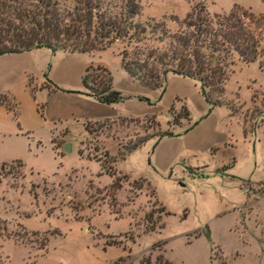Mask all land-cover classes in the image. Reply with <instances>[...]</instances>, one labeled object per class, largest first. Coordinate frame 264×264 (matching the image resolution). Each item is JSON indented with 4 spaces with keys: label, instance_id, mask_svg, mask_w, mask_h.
<instances>
[{
    "label": "rangeland",
    "instance_id": "1",
    "mask_svg": "<svg viewBox=\"0 0 264 264\" xmlns=\"http://www.w3.org/2000/svg\"><path fill=\"white\" fill-rule=\"evenodd\" d=\"M193 1L141 0L137 21L163 20L176 32L172 18L181 22ZM205 2L210 14L235 4L264 13L262 0ZM137 47L115 42L91 54L60 53L53 68L49 62L47 77L71 91L83 89L86 64L105 67L123 97L115 106L120 116L50 122L35 132L39 145H15L21 160L0 165V237L29 245L34 255L5 247L6 264H102L117 252L105 253L102 242L124 248L121 264H264V56L245 64L234 54L210 109L196 80L167 74L159 91L128 81L120 53ZM68 66L79 70L70 80L62 74ZM98 73L89 70L90 85ZM186 108L189 121L181 118ZM111 168L120 173L119 189Z\"/></svg>",
    "mask_w": 264,
    "mask_h": 264
},
{
    "label": "trees",
    "instance_id": "2",
    "mask_svg": "<svg viewBox=\"0 0 264 264\" xmlns=\"http://www.w3.org/2000/svg\"><path fill=\"white\" fill-rule=\"evenodd\" d=\"M205 1H193L181 22L173 17L180 28L171 33L163 20L137 21L141 0H0V55L38 48L93 53L125 41L141 46L132 53L126 49L120 53L122 69L141 86L162 89L168 73L187 77L200 83L201 93L212 109L219 104L213 97L223 92L229 67L234 64L233 55L245 64L264 56V13L255 14L235 4L227 13L210 14ZM150 37L166 46H148ZM91 69L100 72L92 79L97 83L94 86L88 82ZM46 81L60 90L47 77ZM82 85L103 104L118 103L123 98L112 88L111 73L101 65L86 67ZM189 115L186 108L181 118L189 119ZM149 139L134 143L127 153ZM108 174L113 177L111 186L119 189L120 173L111 168ZM158 211L165 212L162 207ZM149 216L148 230L154 231ZM123 261L120 257L112 264Z\"/></svg>",
    "mask_w": 264,
    "mask_h": 264
},
{
    "label": "crops",
    "instance_id": "3",
    "mask_svg": "<svg viewBox=\"0 0 264 264\" xmlns=\"http://www.w3.org/2000/svg\"><path fill=\"white\" fill-rule=\"evenodd\" d=\"M60 53L76 54L62 51L52 52L48 48H38L0 55V97L3 98L0 103V165L4 162L21 160L15 154V145H19L18 142L22 141L25 144L34 142L39 145L35 132L43 128L45 124L48 125L52 122L54 127H59L62 126V121L82 124L89 120L100 121L120 116L115 109L117 103L103 104L94 96L89 95L84 87L81 91L57 90L52 83L46 81L47 74L45 72L48 71L49 62L52 61L53 68V59ZM87 66L88 64L80 73L81 83ZM78 72L79 70L72 66L62 70V74L67 80H70L69 78ZM168 75L175 74L168 73ZM53 80L57 82L56 79ZM127 80L136 82L128 74ZM63 86H66V83ZM112 88L114 89V86ZM178 102L183 103L181 99L179 101V97L175 98V104ZM184 120L189 121L190 115L189 119ZM21 225L30 231L26 226ZM102 245V250L105 253L112 248L117 250L116 255L104 259L102 264H112L118 258L126 255L123 247L119 245H111L106 242H102ZM5 247L13 248L20 253L34 255V250L29 245L14 240L11 236L0 237V264H6L10 259L9 251ZM29 259L30 256L27 257V260Z\"/></svg>",
    "mask_w": 264,
    "mask_h": 264
},
{
    "label": "water",
    "instance_id": "4",
    "mask_svg": "<svg viewBox=\"0 0 264 264\" xmlns=\"http://www.w3.org/2000/svg\"><path fill=\"white\" fill-rule=\"evenodd\" d=\"M71 144L70 143H66V144H64V146H63V150H64V152H70L71 151Z\"/></svg>",
    "mask_w": 264,
    "mask_h": 264
}]
</instances>
